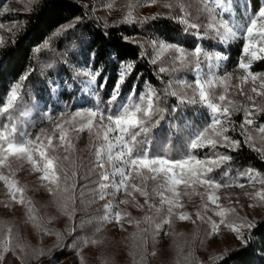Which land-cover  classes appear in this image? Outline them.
Instances as JSON below:
<instances>
[{"label": "snow or ice", "instance_id": "snow-or-ice-1", "mask_svg": "<svg viewBox=\"0 0 264 264\" xmlns=\"http://www.w3.org/2000/svg\"><path fill=\"white\" fill-rule=\"evenodd\" d=\"M32 5L34 0H28ZM156 0H145L147 4H153ZM199 5L197 15L194 17L189 11L192 6L186 0H177V6L180 9L179 16H169L176 23L182 26V31L185 34H194L198 37V43L192 50H187L183 46L167 41H153L155 52L149 62L155 65L160 57L165 53H173L171 56V70L179 72L181 69L190 68L192 79L180 78L174 86L172 81L168 82L167 87L163 90L166 96L175 97L178 104L199 105L207 113V120L202 125L188 124L183 132L186 134L185 148L187 152L180 155L178 158H170L167 154L152 156L147 148H140V137L146 138L149 131L159 124V119L164 109L159 107L161 99L159 91L150 82L145 81L147 85L139 95L135 91V85L127 97L121 103H116L121 95V87L126 79L132 75L135 70V62H119L118 79L116 80L111 96L108 99L109 108L107 111L102 109L98 104L94 107H85L72 111L71 109H61L57 113H53L51 109L44 113V119L53 121L54 131L58 132V144L53 143V136H45L46 143L41 139V134L45 132L41 129V133L37 134L35 139L32 138V131L35 128V121L17 122L16 117L11 113L15 110L16 104L19 101L22 91L23 82L27 79V75L21 76L18 81L14 82L5 95V103L0 105V112L7 113L4 119L11 123L0 124V169H7V174L0 170V181H3L6 189L12 200L24 204L25 203V188L19 186L18 181L13 179L16 172L27 163L31 171L41 173L39 179L42 182H47V189L50 194L55 195L63 190L68 191L69 186L72 189L76 188V178L78 172H82L87 168V172L82 173V178L87 179L88 175L100 168L99 183L96 189H87L84 185L80 190V196L83 198L85 190L91 193V200L104 199L106 196H115L118 193H124L128 198L119 201H109L104 206V215L99 218V224L96 231H100V225L104 223L115 222L121 225L127 220L128 223H135L139 227L141 221L131 218L130 213L122 212L120 205L132 203L138 208H143L136 201L134 193H139L145 198V205L151 211L153 208L157 214L165 212V215L159 217V222H155L153 215L145 214L143 223L148 227L140 230V240L143 245L147 244V234L155 226V231L158 233L165 225L171 224V219L175 208H181L183 205L179 202L182 193L178 191V186L183 184L185 188H193L195 185L207 186L210 189H220L222 187H231L234 185H226L216 182L208 174L214 168H218L223 163L230 161L231 156L228 154H219L214 150L217 146L226 147L232 151H236L241 147V141L234 139L227 133L231 128L236 130V122L232 119L235 113L241 111V107L233 100L227 99L226 82L231 79V73L218 75L215 71L219 67L221 61L227 60L229 57L224 54L222 47L243 40L242 45L243 56L239 59L237 68L242 69L245 76L242 80H247L251 77L253 81L257 79V74H253L249 69L251 63L264 59V0H258L259 7L255 12H250V5L245 4V11L241 18H237L233 0H193ZM143 5L128 6L129 10L123 17V22H134L135 16L133 10L135 7ZM86 9L88 6H82ZM111 7V5H108ZM165 7L172 8V4H165ZM31 10V9H30ZM200 14L206 16V23H201ZM156 18V17H154ZM79 22L76 18L70 23L61 25L49 37L42 40L33 49L39 53L48 48L54 36H59L64 32L75 27ZM204 31L201 33L200 29ZM210 39L209 47H205L202 41L205 38ZM14 43L15 40L10 41ZM5 46V42L0 38V47ZM219 48L220 50H213ZM140 58H143L141 54ZM247 58L248 62H245ZM78 74H82L86 79L82 81L88 90L90 96H96L100 88L106 86V78L104 83L97 86V81L102 75V69H91L85 66L82 69H76ZM169 68L161 66L158 68L159 73H166ZM225 85L224 91L217 93L218 85ZM260 88L264 89V80L261 81ZM258 96H264V92L258 91L256 87L251 89ZM247 99L252 101V97ZM226 102V103H225ZM115 104V114H113L112 105ZM256 112H264V107H256ZM175 110V106H174ZM66 112L70 113V119L63 123H55V120L64 117ZM253 115L251 108H243V120L239 123L240 135L244 137L243 143L251 147L252 137L248 134L247 127L254 124V120L250 117ZM79 118V120H77ZM100 121V124L95 125L94 121ZM20 120L23 121V113H20ZM107 121V123H104ZM64 124L70 125L65 128ZM76 131L77 134L87 132L90 139V155L94 159L88 161H80L79 157L71 161L73 168L69 173L63 165V161L69 160V155H64L62 158L56 154L57 148H64V151L75 150L69 131ZM264 134V123L258 125L257 129ZM179 135V134H178ZM264 138V137H262ZM210 148L213 150L215 158L204 157L200 158L196 154L197 149ZM259 152V150H256ZM245 175V174H241ZM249 182H259L264 185V177L252 169L246 173ZM159 183L156 188L149 189V181H157ZM63 184V189H61ZM54 185L55 187H52ZM240 188H244L245 184L240 183ZM112 189L111 192L108 190ZM169 193L170 195H166ZM183 195H189L187 191ZM250 199L264 202V189L255 191L254 193H245ZM159 197L160 206L157 207L153 200ZM208 199L217 204L218 196L212 194ZM91 200L89 202H91ZM73 205L75 197H72ZM28 218L36 221L33 215L34 207L31 206V200H28ZM84 203V200H81ZM253 205L250 204L249 207ZM63 212L71 219L75 215V208L68 210L67 205H62ZM219 208L215 215L220 217L219 223L211 221V229L208 235H216L219 233L220 225H224L231 232L236 234V238L247 246L252 240L251 229L255 227L254 222H248L246 219L237 215L235 208ZM198 219H204L200 212H197ZM234 218L230 221L229 216ZM180 220H190L191 217L187 213H179ZM236 221H239L237 223ZM91 222V221H89ZM195 223V221H193ZM35 226L41 228L42 224L36 222ZM247 227L249 229L245 236L241 229ZM45 234L55 235L56 245L60 247L63 243L64 233L43 226ZM71 234L73 229H66ZM8 237L3 240V252H7L11 246V232L8 228ZM136 238V234H133ZM103 241L86 238L83 245L92 243L99 245ZM17 247L23 248L22 244H17ZM50 251V250H49ZM43 249L36 250L34 255H43ZM153 255L155 253H152ZM2 258V257H0ZM222 256H213L212 264H219L223 259ZM144 256H141V260ZM81 264L83 258L81 257Z\"/></svg>", "mask_w": 264, "mask_h": 264}, {"label": "trees", "instance_id": "trees-1", "mask_svg": "<svg viewBox=\"0 0 264 264\" xmlns=\"http://www.w3.org/2000/svg\"><path fill=\"white\" fill-rule=\"evenodd\" d=\"M246 3L251 6L250 12H255L259 7L258 0H233L238 19L243 16ZM85 5L88 6L76 0H34L31 10H21L10 15L9 20L14 22L15 26L3 39L5 46L0 47V105L5 103V95L10 86L21 76L27 75L19 101L11 113L16 117L17 122L34 120L35 125H39L45 120L44 113L49 109L57 113L61 109L77 110L98 104L107 111L108 99L118 79L119 62L133 61L136 65L135 70L122 85L121 95L116 103H121L134 85L139 95L147 87L145 81H148L159 91L161 97L159 107L164 109L163 114L157 117L159 124L149 131L146 138L140 137L139 147L147 148L152 156L167 154L175 159L185 154L187 149L184 142L187 137L183 129L188 124L202 125L207 120V113L199 105L178 104L175 97L164 94L163 90L170 80L173 85L180 78L191 80V69L159 73L158 68L161 64L153 65L149 62L152 58L151 49L143 38L153 33L161 36L162 39L166 38L170 42L192 49L198 43V37L194 31L192 34H185L181 25L172 19L162 18L149 20L147 23L139 21L104 23L91 12L89 6L87 9L82 7ZM192 15L194 17L197 15V9ZM76 18H79V22L75 27L59 36H54L48 48L39 53L33 51L36 45L54 33L58 27ZM199 22L206 23L204 14H200ZM200 31L203 33L204 29L201 28ZM13 39L15 42L11 43ZM202 44L209 47L210 39L206 37ZM222 50L229 57V62L234 64L242 54V42L231 46L224 45ZM141 54L143 58H140ZM85 66L93 70H103L97 86L104 83L106 78V86L100 88L96 96L88 94L87 88L82 83L86 78L76 71ZM250 69L252 72H264V59L252 62ZM239 106L241 111L232 117L236 122V130L232 131L230 128L227 134L234 139H239L241 147L232 151L218 145L214 151L230 155L231 160L214 168L208 174L216 182L226 185L248 182L246 173L249 169L264 177V150L257 148L252 142H250L251 147L244 144V137L239 134V123L243 120V108H245L244 105ZM112 109L115 114V104L112 105ZM21 112L23 121L20 120ZM7 115L9 114L0 112V124L9 123L10 128L11 123L4 119ZM261 123H264V112L258 113L254 125L258 126ZM257 149L259 152L256 151ZM196 154L200 158H215L210 148L197 149ZM90 159L94 157L88 155L83 161ZM66 169L69 173L72 171V168L67 166ZM87 171L85 168L82 172H78L75 189L69 186L71 202L67 207L69 211L75 208L74 219L78 212L77 200H80V190L83 187L81 184L86 180L82 178V173ZM93 174L94 172L88 176L94 178ZM72 197H75L74 205ZM74 223L71 228H66L73 229L71 234L66 229L56 226L47 227L64 233L63 243L54 251L55 255H62L65 250L74 251L75 245L70 239L77 234ZM251 231V242L247 246L243 244L224 254L219 264H264V217L256 221ZM247 234L248 231L245 236ZM12 244L16 246L18 243L12 242ZM15 250L18 253L24 250L25 254L24 247L23 250L22 248ZM198 264H212V261Z\"/></svg>", "mask_w": 264, "mask_h": 264}, {"label": "rangeland", "instance_id": "rangeland-1", "mask_svg": "<svg viewBox=\"0 0 264 264\" xmlns=\"http://www.w3.org/2000/svg\"><path fill=\"white\" fill-rule=\"evenodd\" d=\"M76 1L87 4L91 12L95 16H98L104 23L123 22V17L128 12V6L130 4L143 5L135 7L133 10L135 21L139 22L147 23L153 19H169L167 17L180 15L177 0H156L153 4H147L145 0ZM186 2L191 3L192 6L189 11L192 13L199 7L193 0H186ZM169 3L173 5L172 8L165 7V4ZM108 5H111V7H108ZM31 6L28 0H0V38L2 40L6 35L11 33L12 28L15 26V23L9 20L10 15L17 11L29 10ZM152 35L153 33L149 37L143 38V40L149 45L153 56L155 52L153 41L155 40L152 39ZM156 41L170 42L166 38H158ZM238 42H242V45L244 43L243 40ZM183 47L187 50L194 49ZM172 55L174 54H163L157 63L172 71ZM243 55L242 52L234 64H231L228 59L221 61L215 71L218 75L225 73L232 74L231 79L226 82V97L238 105L251 108L253 115L250 118L255 122L260 112H256L253 104L256 107H264V96H258L251 89L256 87L258 91L264 92V89L260 88L261 81L264 80V72H252L249 69L253 74H257V79L253 81L251 77H248L246 81L242 80L241 77L245 76L246 73L236 66ZM245 62H248L247 58H245ZM177 81L174 85H176ZM224 87L225 85L223 84L218 85L216 88L217 93L224 91ZM248 96L252 97V101L247 99ZM70 118V113L66 112V115L55 120V123H63ZM93 123L95 130V125L100 124V121L97 118ZM104 123H107V121H104ZM64 127L70 129V125L68 124H64ZM41 129L45 130L41 134V139L45 143L47 142L45 139L47 135L53 136L54 144L59 143V133L54 131L53 121L43 120L41 124L36 125L32 131L33 139H35L37 134L41 133ZM247 129L248 134L252 137L251 142L253 145L264 150V138H262L264 134L257 130L258 126L253 124L248 126ZM69 136L75 145V150L66 153L64 148L58 147L56 154L61 158L64 155H69V160L63 161V165H66L67 168H73L71 161L75 160L76 157H79L80 161H83L90 155V139L86 131L77 134L76 131L70 130ZM0 170H3L7 174V169ZM101 171L100 168H96L93 174L95 175L94 178L93 176H88L87 178L93 180L89 181L86 179L81 185H87V189H96L100 180L99 173ZM40 175L41 173L31 171L30 166L25 163L16 172L15 176L12 177L18 181L19 186L25 188L24 204L13 201L3 181H0V257H2L0 258V264H81V257L83 258V264H198L200 262L212 261L213 256H223L230 250L243 245L236 238V234L224 225H220L218 234L208 235L211 229L210 220L216 223L220 221V217L215 215V212L219 210L217 204L226 209L235 208V215L246 219L248 222L256 223L257 220L264 217V202L250 199L249 196L245 195V193L251 194L264 189V185L259 182L251 183L248 180V182L244 183V188L235 186L240 183H231L230 185L234 186L222 187L215 190L207 186L195 185V191L191 187L186 189L181 184L178 186V191L182 193L179 202L183 207L174 209L176 215L172 216L171 224L165 225L158 233L155 231V226L153 225L147 234V244L143 245L139 237L140 230L148 227V225L143 223L145 214L153 215L155 222L158 223L159 217L165 215L166 211L159 214L155 212L154 208L150 211L148 206L145 205V198L140 196L139 193H134L136 201L140 205H144V207L141 209L129 203L127 205H120V209L122 212L130 213L131 218L134 220L141 221L139 227L135 223H128L127 220L122 222V227L113 221L100 225V231L97 232L96 227L99 224V218L104 215V206L109 201H119L128 197L121 192L115 196H106L104 199L97 198L91 200V193L86 189L84 197H80V200H77L78 212L75 217L76 220L74 216L70 219L61 207L65 204L70 205V189L68 188V191L61 190L55 195L50 194L46 186L47 182H42L39 179ZM158 183L159 178L157 181H149V189L156 188ZM52 187L55 186L52 185ZM63 187V184H61V189ZM108 191L111 192L112 189ZM185 191L189 195H183ZM212 194L219 197L217 204H213L208 199ZM166 195L170 194L166 193ZM82 199L84 203H81ZM28 200H31V206L35 209L33 215L36 217V221L29 220L28 218ZM90 200L91 202H89ZM153 203L159 207V197H155ZM250 204L253 206L249 207ZM181 212L189 214L191 219L180 220L178 214ZM197 212H200L204 219H198ZM233 218L232 215L229 216L230 221ZM36 222H40L42 227L37 228L35 226ZM236 222L239 223V221ZM73 223L77 232L76 235L70 238L75 245L74 251L65 250L62 255H55L54 251L58 249V247H55L57 239L51 234H45L43 226H56L60 229H66L71 228ZM8 228L12 229V242L22 244L25 248V254L23 248V251L18 253L15 249L21 247H17V245L13 246L12 243L7 252L2 251V242L8 237ZM241 231L245 235L249 229L244 227ZM133 234H136L135 239L133 238ZM86 238L102 240L103 242L99 245L92 243L83 245V241ZM40 249H43L44 254L34 255V252ZM152 253L155 254L153 255ZM142 255L144 256L143 260H141ZM46 258L47 260H44Z\"/></svg>", "mask_w": 264, "mask_h": 264}, {"label": "bare ground", "instance_id": "bare-ground-1", "mask_svg": "<svg viewBox=\"0 0 264 264\" xmlns=\"http://www.w3.org/2000/svg\"><path fill=\"white\" fill-rule=\"evenodd\" d=\"M158 38L162 39V37L159 36V35H154V34L152 35V39H153V40L156 41V40H158Z\"/></svg>", "mask_w": 264, "mask_h": 264}]
</instances>
